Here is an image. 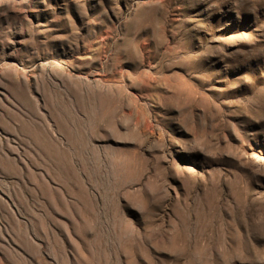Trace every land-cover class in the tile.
I'll use <instances>...</instances> for the list:
<instances>
[{"label": "rangeland", "instance_id": "374dc122", "mask_svg": "<svg viewBox=\"0 0 264 264\" xmlns=\"http://www.w3.org/2000/svg\"><path fill=\"white\" fill-rule=\"evenodd\" d=\"M0 264H264V0H0Z\"/></svg>", "mask_w": 264, "mask_h": 264}, {"label": "bare ground", "instance_id": "6f19581e", "mask_svg": "<svg viewBox=\"0 0 264 264\" xmlns=\"http://www.w3.org/2000/svg\"><path fill=\"white\" fill-rule=\"evenodd\" d=\"M254 203H256V202H254ZM252 207V206H251ZM256 207V206H255ZM249 209V208H248ZM253 209H254V207H253ZM246 210V209H245ZM257 211V210H256ZM255 211V212H256ZM249 213H251V212H249ZM249 213H248V215H249ZM251 216V215H250ZM254 216H255V214H254ZM260 216V215H259ZM257 219V218H256ZM258 220V219H257ZM253 225V224H252ZM257 225V224H256ZM260 226H262V225H260ZM255 228V227H254Z\"/></svg>", "mask_w": 264, "mask_h": 264}]
</instances>
